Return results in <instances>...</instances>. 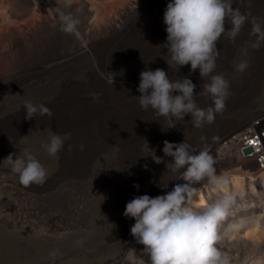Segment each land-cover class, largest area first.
Here are the masks:
<instances>
[{"label":"rangeland","instance_id":"374dc122","mask_svg":"<svg viewBox=\"0 0 264 264\" xmlns=\"http://www.w3.org/2000/svg\"><path fill=\"white\" fill-rule=\"evenodd\" d=\"M166 1L71 0V7L64 8V0H0V163L24 148L35 155L46 154L40 144L47 140L50 130L70 133L43 185L25 187L6 163L0 164V264H121L127 249L139 252L143 246L130 234L135 221L123 215L126 203L134 196L164 194L159 184L167 185L174 179L165 173V163L171 158L162 152L164 141L184 140L197 149L206 147L216 160L217 174L228 177L226 192L233 196V204L222 222L219 246L234 257L236 264L264 255V174L252 173L245 162L230 157L221 146L230 132L264 108V47H248L251 24L245 25L234 43L227 36L217 42L220 52L216 71L230 81L231 96L214 123L197 129L186 116L184 121H176L175 127L167 128L166 119L152 112L158 129L155 153L165 163L158 165L151 160L155 176L149 188L139 192L144 182L139 168L137 173L134 166L126 169L128 165L111 153L118 161L105 165L98 175L99 185L90 178L73 176V163H79L84 152L74 139L89 134L76 127V113L99 103V89L103 94L130 96L126 93L135 86L140 73L158 68L139 58L138 46L126 43L139 42L136 33ZM60 11L77 16V33L61 30ZM241 11L246 12L245 7ZM249 15L264 19V5ZM26 30L28 34L23 36ZM105 48L115 52L122 48L125 54L118 52L120 57L103 72L95 63L94 52ZM242 48H248L246 57L241 56ZM241 58L249 61L243 73L233 67ZM160 69L173 79H191L196 93L206 82L198 70L189 73L190 65L169 69L164 60ZM72 93L73 105L62 97L69 101ZM196 99L202 108L211 103L203 95ZM26 100L45 105L52 114L55 110L62 114L52 119L55 123L49 121V117H55L52 115L41 119L45 123L36 116L26 119ZM176 183L182 181L170 182L168 190ZM199 191L205 203L217 198L207 184L202 183Z\"/></svg>","mask_w":264,"mask_h":264},{"label":"clouds","instance_id":"9594fccd","mask_svg":"<svg viewBox=\"0 0 264 264\" xmlns=\"http://www.w3.org/2000/svg\"><path fill=\"white\" fill-rule=\"evenodd\" d=\"M234 3L235 0H169L167 3L163 15L167 37L163 48L168 58L163 59L169 69L173 65L178 70L190 65V74L198 70L201 79L206 78L202 91L196 93V85L187 77L173 79L160 68L140 73L139 95L135 96L139 106L165 118L167 128L175 127L176 121L190 116L192 125L199 129L214 123L217 115L224 112L231 96V85L225 75L216 71L217 42L223 36L234 43L245 25L251 24L252 39L248 47L254 50L264 47V19L250 18L248 13L234 7ZM63 6L70 8L71 0H64ZM59 21L64 33H77L80 20L72 12L60 11ZM247 52L248 48H242L241 56L246 57ZM233 67L236 72L243 73L249 61L241 58ZM199 95L210 99L208 107L199 106L196 99ZM23 109L26 119L35 118L37 113L52 115L45 105L30 100L24 101ZM69 138L70 133L50 130L40 148L48 157L58 158ZM146 145L151 153L146 157H151L158 165L165 163L155 149H150L147 142ZM162 152L171 158L165 163V173L174 179L167 185L159 184L163 195L134 196L126 203L123 215L135 221L130 234L143 247L139 252L136 248L127 249L121 264H236L234 257L219 246L220 228L233 204V196L226 192L227 175L217 174L216 160L206 147L197 149L185 140L180 143L164 141ZM4 163L25 187L43 185L51 174L29 148L10 154L0 164ZM172 181L182 183L168 190ZM202 183L217 194L216 199L205 203L203 198H198ZM134 187L139 189V185ZM244 264H264V255L245 260Z\"/></svg>","mask_w":264,"mask_h":264},{"label":"bare ground","instance_id":"6f19581e","mask_svg":"<svg viewBox=\"0 0 264 264\" xmlns=\"http://www.w3.org/2000/svg\"><path fill=\"white\" fill-rule=\"evenodd\" d=\"M168 2L169 1H166L163 5L161 4L162 6L160 5L161 8L159 12L154 15L151 20L145 22L142 26L143 28L136 33L137 41L139 42L132 41L126 43L127 45L138 46L139 58L149 62L151 65H156L158 68L164 65L162 57L168 58L166 55V49L163 48V44L166 42L167 37V33L165 31L166 25L163 22V15ZM263 5L264 0H235L233 6L239 7L242 10H244L245 7L246 12L251 14ZM228 27H230V25H226V28ZM27 34V30L23 32V36ZM143 47L147 49H143ZM118 52L121 56L122 54H125L122 51V48H120ZM118 52L112 51L110 48H105L100 53L94 52V60L95 63H97L99 70L103 72L108 71L109 66L112 65V63H115L120 57ZM156 56H158V58H156ZM139 82V79L134 81L135 86L131 87V91H129V93H126L130 94V96L126 97L122 96L124 94L121 93L113 95H111L112 93L103 94L101 91L102 89L98 88L100 92H98L99 90L96 91L99 94H102L98 97L100 98L99 103H96L95 105L93 104L87 108L83 107V110L80 109L79 112L77 111L79 115L76 113V117L79 120L77 122L78 126L76 125V127L80 128L82 131L88 132L89 134L85 135V138H73L75 145H77L81 151H84L83 156L81 155L82 157L79 163L75 161L73 163L75 165L73 176H78L80 179L90 178L99 185L100 178L98 175L102 173L105 165L113 164L118 161L117 158H113L109 155L111 153V155L117 154L120 157L121 161L119 162L128 165L126 169L134 166L135 169H133V171L137 173V168H139L140 176L144 180L142 189L139 192L152 185L155 173L151 165L152 158L146 157L151 155V153L147 150L146 142L150 149L157 147L155 136L156 130L158 129H156L157 125L155 126L152 111L142 110L138 101L134 100L135 98L137 99L135 96L139 95L136 90ZM55 90H53L54 93L57 92H55ZM62 97L66 99L67 103L73 105L71 102L74 99L73 93L69 101L65 95H62ZM109 99H111L112 102L108 104ZM102 104L107 105L101 106ZM57 114L61 115L62 112L59 113L55 110L52 114V116L55 117H49V121L51 123L53 122L52 119H55L56 116H58ZM243 114L244 112L241 115ZM35 116L41 121V123H45L41 119H44V117L48 115H41L40 113H37ZM224 124L226 125V123ZM225 125L223 127H225ZM36 156L41 163L49 169H53L55 167V162L59 159V156L58 158H50L47 154ZM55 170H57V168H55ZM262 174H264V172H261L259 175ZM122 182L123 179L121 178L119 185ZM198 198H202L200 191ZM103 264H115V262H106Z\"/></svg>","mask_w":264,"mask_h":264},{"label":"built area","instance_id":"2783aa9c","mask_svg":"<svg viewBox=\"0 0 264 264\" xmlns=\"http://www.w3.org/2000/svg\"><path fill=\"white\" fill-rule=\"evenodd\" d=\"M221 146L230 157L245 162L252 173L264 172V108L230 132Z\"/></svg>","mask_w":264,"mask_h":264}]
</instances>
